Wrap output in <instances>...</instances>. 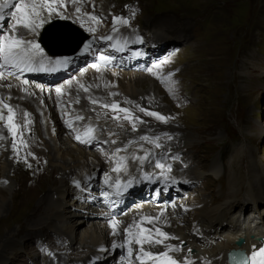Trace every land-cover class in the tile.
I'll return each mask as SVG.
<instances>
[{
    "label": "rangeland",
    "instance_id": "374dc122",
    "mask_svg": "<svg viewBox=\"0 0 264 264\" xmlns=\"http://www.w3.org/2000/svg\"><path fill=\"white\" fill-rule=\"evenodd\" d=\"M79 1L80 12L87 15L85 18H74L66 2L57 4L65 8L63 15L67 17L66 19L60 18V13L57 12H54L50 19L47 11L43 13L45 22L41 29H38L41 31L39 42L46 53L48 52L45 47L47 41L50 44L56 43L54 20L71 22L76 29H80L79 33L83 31L91 35L94 40L97 39L98 43L92 55L99 52L106 54L102 49L105 41H101V38L108 32L118 33V29L148 35L154 41L150 40V42L153 43H155V35L151 33L159 34L158 40L165 39L162 36L165 37L166 34L171 33L174 35L175 45H171L164 53L162 50L157 54L149 43L143 44L145 50L151 55L157 54L156 57H149L143 67H141V60L133 62L120 56L122 59L120 63L130 67L137 64L141 69L116 68L123 72V76L119 75L120 78L117 79L118 84L121 82V86L116 84L118 88H115L111 80L107 81L108 78L99 81L98 84L103 86L105 95L106 91H111L113 94L112 97L109 96L110 99L101 97L99 103L101 105L117 104L119 109H128L129 112L125 113L119 109L114 111L110 107L105 108L107 114L98 112L102 116L99 119L102 124L95 127L106 131L108 138L103 136L97 139L93 146L81 145L74 137L80 134L71 127H67L66 131L70 140L83 148L86 147L87 156L91 155L89 152H95L99 156L108 153L111 155V149L119 147L117 143L123 141L124 137L132 136L134 139L139 136L138 133L161 145L160 148H163L164 143L167 144L171 148L164 150L167 151L164 154L168 161L180 164L191 173L195 171L199 175L193 178V175L189 173L188 181L191 188L182 184L180 194L178 190H172V196H178L183 200L193 195L206 196L210 203L209 208L216 210L219 207L220 209V212L211 215L213 223L221 214L225 219L223 223H227L230 214L236 215L242 209L244 192L248 187L250 189V185L248 182L244 183L238 190L236 199L231 204H224L225 199L222 193L229 191L226 185V169H229L230 165L234 171L241 169L240 175L247 179V170L252 166L259 170V174L264 179V0ZM9 13L8 17H10ZM92 16L97 19H91ZM115 17H123L129 23L127 25L118 23ZM89 20L93 23V27L86 25ZM9 21V19L0 21V25L5 26V23ZM142 39L146 40L144 36ZM84 45L87 46V40L70 58L71 67L67 71L74 67L78 61L77 57L82 56L78 54L84 49ZM109 45L105 47L107 50ZM155 45L162 49L161 44ZM49 57L53 56L49 55ZM60 78L63 77L58 76L57 79ZM60 81H51L49 84V90L52 91L49 97L50 99L53 97L50 111L55 116L59 112V109H56L58 105L56 101L63 100L61 99L63 96L56 94L55 88ZM124 81H130L133 85L135 90L133 95L123 88ZM120 95H124L122 101L118 98ZM11 106L14 107V105ZM141 108L147 112L171 117V119L165 123L154 116L147 115L146 112H141ZM0 111L4 116L8 114L6 108H0ZM114 116H119L120 119H114ZM55 123L58 122L55 121ZM133 124H135V130ZM0 130L4 135L10 133L4 125H0ZM189 136L194 137L195 140L189 138L188 144H180L179 147L174 148V145H179L177 141L180 142ZM59 137L63 142L66 141L63 136ZM11 150L12 142L8 147L9 155ZM68 150L69 153H74ZM64 153L68 154L66 151ZM3 162L5 161L0 160L1 170L4 167ZM43 163L44 161L42 167L38 168L39 173L37 168L35 169L34 179L43 177L44 169L49 172L51 166L47 162L44 166ZM214 163L218 165L220 175H225L224 181L220 177L216 178L210 171ZM6 164H10V161ZM103 165L108 166L111 163L105 161ZM192 182H195L194 187ZM11 183L10 191L0 187L2 192L0 194L6 197L5 206L0 212V234L9 233L11 238H16L20 245H17L13 251L6 250L4 264H43V259L52 258L55 252L60 255H69L68 246L55 241L56 233L53 230L47 229L42 224L43 230L38 232L32 217H25L27 206L31 202L29 196L22 203L24 210H15L12 206V194L18 187H23L26 181L20 184L17 180L11 179ZM96 183V187L102 188L99 181ZM93 190H95L93 187L90 188V191ZM51 191L47 190L46 194H52L53 191ZM256 196H264V190L257 188ZM64 204L65 207L76 204L73 193L65 196ZM125 210L120 213L121 216H128L129 211L127 208ZM74 211L80 213L75 220L82 219V221L74 224L73 242L69 241V235L64 232L57 233L67 237L69 245L72 244L78 248L80 255H73V259L82 260L88 256V251L81 242L80 234L86 230L88 222L108 220L101 216L102 213L98 209L77 208ZM227 211L230 213L228 214ZM182 213L192 219L191 211L184 210ZM52 247H58V250L54 252ZM61 248L62 250H59ZM115 250L112 253L111 263L113 264L123 260L118 256L119 251Z\"/></svg>",
    "mask_w": 264,
    "mask_h": 264
},
{
    "label": "bare ground",
    "instance_id": "6f19581e",
    "mask_svg": "<svg viewBox=\"0 0 264 264\" xmlns=\"http://www.w3.org/2000/svg\"><path fill=\"white\" fill-rule=\"evenodd\" d=\"M63 2H66L71 8L74 18L87 17L85 13H77L76 11L80 7L79 0L75 3L73 0H63ZM56 9L57 13L64 14L65 12V8H61L59 5H56ZM11 10L14 11L15 9H5V18L1 22L6 21V19L11 21V17H8V13ZM10 21L9 23L6 22L5 26L0 25V36L8 33L17 35L25 40H34L40 44L39 36L41 35V28L37 29L38 34L22 27L16 33H12V21ZM86 25L93 27V23L90 20ZM124 32V30H121L122 34ZM129 33L136 36L134 33ZM57 36V34L54 35L56 41L59 39ZM91 37L87 39L88 47L84 45V49L78 54L82 56L77 57L78 61L74 67L60 75L63 77V80L55 88L61 89V92H56V94H59L60 97L63 96L61 98L63 100L61 102L56 101L58 104L56 109H59L56 116L51 114L50 111V106L52 105L51 99H53V97L51 99L49 97L52 93L49 90L51 81L44 82L43 80L28 78L29 76L20 75L19 71L7 66L0 69V71L4 72V78H0V85H3L0 86V99H3L4 103L10 106L14 105L13 110L16 114L14 123L19 125L18 137L22 133V137L14 138L11 132L4 135L0 130V137H3V139H0V150L2 151L0 160L5 161L3 162V170L0 169V187L10 191L12 186L11 179L17 180L20 184L26 181V184L23 183V187H18L12 194V206L15 207L16 211L24 210L25 207L22 206V203L29 196L31 202L27 206L25 217H32L38 232L43 230L42 224L47 229L53 230L57 235H55V241H60L64 246L67 245L68 251H70L69 255H60L58 252H55L58 250V247H52L55 253L50 259L44 258L43 264H113L111 260L113 258V251H116L115 249L119 251L118 256L123 260L121 259L120 263L114 262V264H140V261L136 259L139 255V246L135 243L131 245L133 248L132 256H128V245L126 243L128 237L125 229L134 222L139 223L146 216L158 217V219L152 224L144 221L143 227L159 228L161 231L179 238L165 241V244L172 246H183L184 250L182 252L170 253L179 260L183 257H188L194 260L195 264H204V261H210L211 264H226L227 252L233 247H249L250 243L258 240L260 248L263 243L261 239L264 237V208L262 209L264 196L257 197L256 189L260 188L264 190V179L259 174L257 168L249 167L247 179L243 175H240L241 169L234 171L232 165H230L229 169H226V185L229 191L222 193L223 199H225L224 204H231L236 199L235 196H237L238 190L242 188L244 183L248 182L250 189L249 185L246 186L248 188L244 192L242 209H246L247 215L249 217L254 215V218L247 217L245 220L241 219V215L240 217H235V214L231 215L228 222L232 223V228L227 229L225 227L223 229V222L225 220L223 214L219 215L216 220L214 218L215 222L213 223L211 215L213 213L216 214L220 209L219 207H215L216 210L209 208L210 203H208V197L206 196L193 195L183 200V198L178 196H172V190H176V188L172 187L167 194L163 190L162 200L158 201L154 199L153 192L158 189V186H152L151 183L160 184L173 180L185 181L184 177L189 180L190 174L193 175V178L199 176L195 171L191 173L185 167L180 166V164L177 165L175 162L171 163L168 161L164 154L167 151L164 150H170L171 148L167 144L164 143L163 148L156 147L155 142H152L150 139H142V137L147 136L138 133L139 136L134 139H132V136L124 137L123 141L117 143L119 147L111 149V155L108 153L99 156L95 152H89L91 155L87 156L86 147L83 148L75 141L70 140L66 131L69 123L72 125L71 128L77 134H80L81 138L88 137L86 133L89 127L94 129L92 136L95 140L101 139L103 136L108 138L106 131L95 126H101L102 124L99 120L102 116L98 112L108 113L99 103L101 102V97L110 99L109 96L112 97L113 94L111 91H106L105 95L103 86L98 84V82L108 78L107 81L111 80L115 88H118L116 84L119 81L117 79L123 76L122 70L116 69L115 65L104 66L100 62V57L105 54L98 51L99 53L92 55V51L96 49L98 41ZM162 37L165 38L164 36ZM52 44L56 45L53 42L50 45ZM133 44L140 48L143 46V43L141 45L137 42ZM152 50L157 54L162 51L158 46H154ZM47 51L46 53L43 50L44 63L54 59L50 50L47 49ZM49 55L53 57H49ZM39 59L40 57L37 56V60ZM93 64H99L101 66L100 70L97 71L96 68H93ZM9 72H13L14 75H8ZM24 80L28 81L27 85L23 84ZM9 84L12 85L11 88L7 87ZM122 84L123 88L132 93V95L135 93L130 81H124ZM82 85L84 86L83 88L81 87ZM25 88H27V92L24 91ZM85 88H87V91L84 90ZM84 97L85 99L83 100ZM118 98L122 101L124 95H120ZM93 100L98 101V103H92L91 101ZM80 104L82 105L79 106ZM36 109L43 113L38 114ZM25 113L28 115H25ZM8 115L9 113L5 117ZM78 116L83 117V119H77ZM55 121L58 123L56 124ZM0 125H4L7 128L6 119L0 120ZM59 136H63L66 141L63 142ZM192 136L183 138L180 142L177 141L179 145H174V148L179 147L180 144H188L189 138L195 140ZM116 138L118 139L119 137ZM21 139L24 143H21ZM11 142L12 145L15 142L17 147L16 149L12 147L11 154L9 155L8 147L11 145ZM68 149L74 153H69ZM118 149L121 151H117ZM106 150L108 149L106 148ZM64 151L68 154L65 155ZM145 154H148V159L143 164L133 159L134 156L143 157ZM123 157H127V170L120 172L113 171L116 167L117 159ZM7 161H10V164H6ZM43 161L44 166L45 162H47L51 168L49 172H46V169H44L45 174L43 177L40 176L41 178L34 179L35 169L37 168L36 170L39 173L38 168L42 167ZM105 161H110L111 165L104 166L103 163ZM157 161L164 164L165 169L156 168L155 163ZM168 165H171V172L167 171ZM218 169V165L214 163L210 171L216 178L220 177L224 181L225 175L221 174V176ZM161 172H163V175H161ZM105 173L109 176L108 184L105 183ZM145 174H148L151 178L145 179ZM164 176L169 178L165 180ZM239 176L240 178L238 179ZM131 177L136 178L135 181L138 187L136 191L128 193L134 201L133 203L130 202L127 207L129 211L128 216H121V214L112 212L113 207L107 209V206L104 204L106 200L104 193H108L111 190L110 182L112 180L128 179ZM31 178L33 179L30 181ZM77 181L79 182V186L75 183ZM97 181L102 184V188L100 186L96 187ZM92 187L95 190L90 191ZM149 189L151 190L150 193ZM47 190H52L53 193L46 194ZM70 193L74 194L76 204L65 207L64 198ZM122 200L121 198H117L119 202H122ZM5 202V195L0 194V212L5 206ZM77 208L98 209L102 213L101 216L108 220L106 222H102V220L87 221L88 226L80 234V238L85 249L88 251V256L82 260L80 258L73 259V255H80L78 248L72 244L69 245L68 238L57 233L64 232L66 235H69V241L73 242L75 234L74 224L76 225L82 221V219L75 220L76 216L80 214L79 211H74ZM184 210L191 211L192 219L183 215L182 211ZM110 219L119 222L115 235L113 234V229L109 226ZM8 230L10 231V229ZM240 238L245 240L242 245L236 243L237 239ZM114 244H124L125 247L114 248ZM17 245H20L19 242L16 238H11L9 233L6 235L0 234V264H4L6 261V250L13 251ZM144 248L153 254L166 250L163 245L145 244ZM189 248L192 249L191 255L187 252ZM101 249H106V251H101ZM59 250H62V248ZM70 257L72 259H69ZM144 259L145 264H152L151 260Z\"/></svg>",
    "mask_w": 264,
    "mask_h": 264
},
{
    "label": "snow or ice",
    "instance_id": "6c2138e0",
    "mask_svg": "<svg viewBox=\"0 0 264 264\" xmlns=\"http://www.w3.org/2000/svg\"><path fill=\"white\" fill-rule=\"evenodd\" d=\"M73 2H77V0H73ZM63 3V0H0V21L4 20V11L5 9H11L14 7V11L10 12V17L12 20L11 24V31L12 33H16L19 28H23L26 30H30L33 33H37V29L42 27L45 20L43 17V13L47 11L48 18H51V15L57 11L56 5ZM66 7V5H65ZM77 13L81 11L80 8L76 9ZM133 15H135V12H133ZM60 18L66 19L67 17L63 14H60ZM91 19L96 20L97 17L92 16ZM116 22L123 23L127 25L129 21L123 17H115L114 18ZM38 34V33H37ZM109 39H111L109 37ZM37 56L40 57L39 60H37ZM44 56H43V49L41 48L39 43H36L34 40H25L17 35H12L5 33L3 36H0V69L7 67L13 68L19 72H25V71H34L39 69H43L44 67ZM110 58L108 56H101L100 60L102 61H108ZM48 63H51V61H47ZM67 60H57V64L61 63H67ZM93 68H96L97 71L100 70L99 64H93ZM8 75H14L13 72H9ZM0 78H4V72L0 71ZM24 85L28 84L27 80L23 81ZM3 86V85H0ZM8 88H11L12 85H7ZM84 87L83 85L81 86ZM87 91V88L84 89ZM25 92H27V88L24 89ZM57 93L61 92V89H56ZM92 103H98V101H91ZM101 107L104 108H112L114 111L119 109V105L117 104H103ZM0 108H6L8 110L9 115L5 117L3 115V112L0 111V120L7 121V128L8 131L12 133V136L14 138H20L22 137V133H20V137H18V128L19 125L14 123V117L15 112L7 103H4L3 99H0ZM120 111H123L125 113H128V109H119ZM141 112H146L149 116H154L158 120L167 122L171 117H165L159 113L155 112H147L145 109L141 108ZM25 115H28L25 113ZM114 119H120L119 116H114ZM130 118V117H125ZM77 119H83V117H77ZM138 119V118H137ZM142 122V121H141ZM30 123V121H28ZM69 127H72L71 123H69ZM133 129L135 130V124H133ZM94 129L89 127L88 132L86 135L88 136V139H82L80 135H77L75 138L82 143H90L94 137L92 136ZM0 139H3V137H0ZM142 139L149 140L148 137H142ZM158 139V138H157ZM154 142V141H153ZM21 143H24V141L21 139ZM115 143V141H113ZM12 147L16 149L15 142L13 143ZM156 147H161L158 143L156 144ZM121 151V150H117ZM26 159V158H25ZM134 160H138L141 164L145 162V160L148 159V154H145V156H134ZM127 157L119 158L116 161V167L113 169L115 172L120 171H126L127 170ZM30 167V165H29ZM155 167L159 169H165V165L161 162L157 161L155 163ZM167 171L171 172V165L167 166ZM161 175H163V172H161ZM145 179H150L151 177L148 176V174H145ZM169 177L164 176V179L167 180ZM135 177L127 180V182L117 181L115 184V187L117 189V194H121L122 192L127 191L128 188H130L135 183ZM109 182V176L107 173H105V183L108 184ZM77 186H79V182H75ZM104 196L107 197L108 193L105 192ZM158 217H143L142 220L139 223L134 222L132 225H130L127 229H125L127 233V253L128 256H132L133 254V248L132 244L135 243L139 246V255L136 257L137 260L140 261V264H145V259L152 261V264H195L194 260L189 259L188 257H183L182 259L178 260L174 257V255H171L170 253H180L184 250L182 245L172 246L169 244H165V241L171 240V239H179L178 237L171 236L169 233L161 231L159 228H147L143 227V222L147 221V223L152 224L154 221H156ZM118 221H115L114 219H110L109 226L113 229V234H116V228L118 225ZM155 234V236H154ZM163 245L166 249L163 252H160L158 254H153L150 251H146L144 248V245ZM114 248H124V244L119 245H113ZM101 251H106V249H101ZM187 252L189 255L192 253V249H187ZM233 260L237 261V264H264V246L260 247L259 249H256L255 246L253 247V251L251 252V255L247 253H240L239 257L237 259L236 256L232 257ZM204 264H211L210 261H204Z\"/></svg>",
    "mask_w": 264,
    "mask_h": 264
},
{
    "label": "water",
    "instance_id": "95a60500",
    "mask_svg": "<svg viewBox=\"0 0 264 264\" xmlns=\"http://www.w3.org/2000/svg\"><path fill=\"white\" fill-rule=\"evenodd\" d=\"M54 25H56L55 33L59 38L56 41V45L47 41L45 47L50 50L52 54H70L77 51V49L83 44L85 41V35L79 29H76L70 22L56 20L54 21Z\"/></svg>",
    "mask_w": 264,
    "mask_h": 264
}]
</instances>
